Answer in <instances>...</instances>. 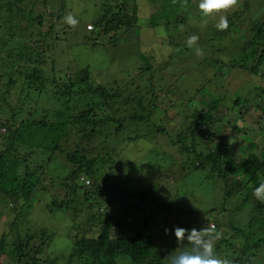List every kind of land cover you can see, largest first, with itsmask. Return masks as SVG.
Wrapping results in <instances>:
<instances>
[{
  "label": "rangeland",
  "instance_id": "rangeland-1",
  "mask_svg": "<svg viewBox=\"0 0 264 264\" xmlns=\"http://www.w3.org/2000/svg\"><path fill=\"white\" fill-rule=\"evenodd\" d=\"M67 1L65 8L63 0L23 1V6L27 7V11L32 7L34 8L33 17L37 18L40 14H44V24L40 25L38 19H35L36 21L33 24L30 22L32 25L31 31L35 30V38L43 39L38 48L43 41L47 44L54 38L53 35L46 36L51 25L58 24L62 26H59L61 28L58 29L60 39L53 40L54 49L47 51L46 48L36 64L40 66L41 73L46 78V91L40 94L35 90L37 88L35 85L30 86L23 81L24 78H21V80L16 79L17 83L12 86L11 93L8 94L10 96L8 101L11 106L18 107L22 104L21 99L26 98L28 93L30 95V100L24 106V110L19 112L21 115L17 123L20 124L21 120L32 117L30 112L35 114V110L50 109L54 117L57 114L56 111H64L67 104L72 105V108L80 106L81 108L85 107V109L94 106L88 94H75L71 98L67 96L69 100L71 99L69 102L64 95L57 93L59 89L56 86L58 81L66 83L70 78L84 70L85 67H89L91 83L94 87L104 85L112 93L114 91L121 93L119 100L114 101L113 104L110 102L111 105L104 104L90 116L103 122V124L99 123L103 128L102 135H104L103 139L106 140V144L111 141L109 138L106 139L109 132L114 131L118 126L109 122L107 116L117 119L130 117L133 113H143L145 116H149L141 122H134L127 118L123 133L115 136L120 141L117 148L120 154H114L115 164L113 166L109 164L103 166L101 160L98 163L99 165L97 164L98 169L101 170L99 182L103 185L121 186L120 188L114 186L115 189L109 192V197L111 195L112 198H115L113 203H108L107 195L101 199V206L105 209L104 212L102 211L103 217H108L111 213L121 214L122 219L126 223L129 222L131 217L126 216L127 205L121 203L123 200H127L123 188L133 190L135 186L137 189L142 190L145 186L143 180L140 183L135 180L141 177V179H147L149 186L160 183V193L158 194H160L161 199H169L168 196H170V200L175 202V206L181 203L184 207L188 209L195 208L198 212L216 207L217 212L208 214V219L210 218L212 221L211 227H213L212 223H215L217 216L220 221L222 220L220 229H218V226L212 228L214 229L212 235H215L217 231L222 234L219 240L213 241L214 246L223 239H231L235 236L241 237L242 234L227 225V214L221 211L220 205L224 195L223 185L220 182L215 183L216 188L213 192L211 186L213 178L209 170L194 167L195 164L200 162L210 164L211 160L207 159L205 161L196 154L187 152L185 147L194 144L191 128L196 120V115L201 110L208 111V104L212 99L218 98L220 104L216 110H213L214 118L211 122L216 143L229 144L232 148L231 159L239 163H242L246 155L252 151H256L264 158V115L254 100L258 96V91H254V89L261 87L264 90V77L239 69L233 71V75L231 73L230 77L228 76L223 86L215 85L216 73L222 65L221 61L226 63L240 61L241 51L244 48L243 44L250 37L246 29H249L251 19H256L252 16V13L256 10L262 13L264 0H237L235 7L225 13L229 18L234 15L236 19L244 20L242 29L239 31L240 36L245 37L244 39L236 34L232 35L234 31L229 27L224 31L217 30L215 25L218 22L219 15L202 17L198 8L200 0H192L185 10V14L179 12L182 17L179 13L170 15L168 18L163 17L158 27H151L149 22L153 14L161 11V6L165 0L130 1L125 5L123 13L132 15L136 6L139 25L135 28L124 27L118 33L112 35L97 32L94 22L101 16L107 5L113 6L112 10L117 11L119 9L118 4H120L118 1ZM167 1L170 4L172 3V0ZM245 2L251 5V10L245 9ZM62 10L63 15L60 14ZM68 14L74 15L79 20L76 26L73 27L63 22V17ZM239 14H242L241 18H238ZM3 15L4 12H1L0 79L2 86L9 81L7 72L13 70V58H10V49L19 40L17 37L14 42L12 39L4 45L3 40L7 38L8 29L2 19ZM25 22L27 23V21ZM89 25L94 26V29L88 28ZM40 31H42L41 35ZM192 35L199 37L197 44L203 50L202 55H196L195 45L192 48L187 46L186 41ZM251 50L249 48L248 51ZM149 65H151L150 69H148ZM53 67L56 68L55 73H53ZM221 72H224V69H221ZM55 79L57 81L54 82ZM2 86L1 93L6 90V86ZM204 87L207 88L205 93L202 92ZM92 98H94V101L96 100L95 102H103V98H100L99 95L94 96L93 94ZM246 98L251 99V102L236 103L238 99ZM129 99L134 100L128 103ZM136 99L142 100V107L137 104ZM141 109H143V112ZM7 110L9 109L6 108L2 112L4 121H7L13 114L7 112ZM80 113L81 110L72 112L75 115ZM39 116H42V114L36 115V117ZM82 124L70 127L72 137H69V143L66 145L64 142L63 146L65 145V148H68L69 151L84 150L85 157L96 159V152L85 150L92 148L93 144L90 139L88 141L86 131L90 132L93 126ZM162 128L165 131H162ZM4 131L6 129H2V132ZM135 137H138V140H135ZM181 139H186L187 144L185 147L179 142ZM4 142L5 139L0 143V150L4 147ZM197 143V150L204 151L205 154L213 145L204 141ZM32 151L36 152L34 149ZM23 153L27 154L29 150L23 148ZM43 154L40 156L41 158H37L36 153L34 161H37V164H43L41 168H46L49 157ZM55 158L56 161L50 163V166L56 165L61 168L62 165H65L69 169L72 167L67 162L65 155L57 153ZM132 162L139 166L138 172L129 171L132 169L130 167ZM50 166L43 173L44 178L38 184L31 203L20 197H3L1 199L0 240L5 238L6 245L4 250H1L0 264H20L18 254L15 251L20 233L22 238L31 234L38 235L32 241L33 245L30 251L32 257L36 256L38 259H42L41 264H67L68 259L66 257L71 254L70 247L76 236H90L93 234V231L88 228L90 225L87 220L90 219L96 209L90 210L91 206L88 208L90 203L83 196L73 203L71 212L67 213V217L64 219V212H59L52 217L45 209V206L51 203L54 198L63 200L69 198L71 193L70 189L64 186V180L55 179L50 174ZM157 169L160 173H157ZM58 174L57 171L54 174L55 177L59 176ZM165 176H168V178H165ZM164 186L167 187L166 190ZM25 202L27 206L32 205L31 215L26 212L27 219L33 217L30 220L31 222L25 221L26 219L22 220L23 217L18 216L20 212L24 211L22 204ZM232 204L235 203L231 202L229 205ZM143 217L139 218L142 221L141 223H143ZM198 218L196 214L189 218L183 216L178 219V222L172 224V219H175L174 215L163 212L159 214L156 220L158 229L153 232L157 237L158 234L164 236L165 228L182 227V224L187 225V229H198L200 227L196 223ZM232 218L236 226H240L246 231L251 229L255 238L261 235H258L262 233L261 226L248 228L250 210L234 214ZM17 225H19L20 233L16 230ZM48 229H50L51 234L56 230L59 242L45 237L47 232L44 231H48ZM146 231L149 232L150 229L146 228ZM121 233L125 232L121 231ZM67 243L70 246L69 249H65L68 246ZM166 243L160 241L158 245L167 248L164 246ZM40 247L43 249L42 252L37 250ZM22 261V264H27L26 259ZM32 262V260H29V264H33ZM119 262L120 264H132L129 259L125 258H120ZM255 264H264V245L257 251Z\"/></svg>",
  "mask_w": 264,
  "mask_h": 264
},
{
  "label": "trees",
  "instance_id": "trees-1",
  "mask_svg": "<svg viewBox=\"0 0 264 264\" xmlns=\"http://www.w3.org/2000/svg\"><path fill=\"white\" fill-rule=\"evenodd\" d=\"M23 1L24 0H0V13L4 12L2 19L8 29L7 38L3 40L4 45L12 39L14 42L17 37L19 38V40L13 44V48L10 49V58H13V70L7 72L9 81L3 84V86H6V90L2 93L0 92V143L5 139L4 147L0 150V201L3 197H20L26 202L31 203L37 191L38 184L44 178L43 173L47 170V167L50 166V163L56 161L57 157L55 158V155L59 153L66 156L67 162H69L72 167L69 169L65 165H62L61 168L56 165L50 166V174L53 175L55 179L65 181L64 186L70 189L71 198L69 197L63 200L54 198L51 203L45 206V209L52 217L59 212H64V219L67 217L66 214L71 212L73 203L82 196L90 203L88 206V208L91 206V208H89L90 210L93 211V208L96 209L90 219L87 220V223L90 225L88 228L93 231V234L90 236L77 235L71 247L67 243L68 246H66L65 249H69L70 247L72 250L70 256L66 257L68 259L67 264H120V258L129 259L132 264H168L166 257L177 247L176 238L173 235H167L165 237V235L160 236L159 234L157 237L153 232L158 229V222L156 220L159 214L163 212L174 215L175 219H172V222L170 221L172 224L178 222V219L183 216L189 218L196 214L199 217L198 221H196V223L200 225L198 230L202 228L212 230V228H216V226L220 229L222 220L220 221L218 216L215 218L216 224L214 222L212 223L213 227L210 226L212 222L211 219H208V214L217 212L218 209L216 207H212L207 211L198 212L195 208L188 209L181 203L175 206V202L170 200V196L167 195L169 199H161L160 194H158L160 193V183H158V185L152 184L149 186L147 179H141V177L135 180L139 183L143 180L145 186L142 190L137 189L135 186L133 190L123 188L127 200H123L121 203L127 205L126 216L131 217L129 222L126 223L122 219L121 214L115 215L111 213L108 217H103L102 211L104 212L105 209L101 206V199L107 195L108 203H113L115 198H112L111 195L109 197V192L115 189L114 186L116 188H120L121 186L103 185L99 182L101 170L97 167L99 165L98 163L102 161L103 166L105 164L113 166L115 164L114 154H120L117 151L120 141H118L115 136H119L123 133L125 122L128 119L134 122H141L145 121L149 116H145L143 113H133V115L127 117L128 119H117L112 116H107L109 122L115 123L118 126L114 131L109 132L106 139L109 138L111 141L106 144V140L103 139L104 135H102L103 128L101 124H103V122L97 121L90 116L94 114L97 108L102 107L104 104L108 103L111 105L110 102L113 104L114 101L119 100L121 93L118 91L112 93L104 85L94 87L91 83V71L89 67H85L84 70L70 78L66 83L58 81L59 83L57 82L56 86L59 89L57 93L64 95L65 98H67V96L71 98V96L75 94L90 95V100L93 101L92 104L94 106L85 109V107L81 108L80 106H74L72 108V105L70 106L67 104L64 111H56L57 114L54 116L55 118L52 116L50 109L35 110V114L30 112L32 117L30 116L27 119L21 120L20 124L17 123L21 115L19 112L24 110V106H26L30 100V95L28 93L26 98H22V104L18 107L11 106L8 101L10 98L8 94L11 93L12 86H15L17 83L16 79L21 80V78H24L23 81H25L26 84L30 86L35 85V87H37L35 90L40 94L46 91V78L42 75L40 66L36 64L40 59L41 53L45 52L46 48L47 51H52L54 49L53 40L60 39L58 29L61 28L59 26H62L58 24L51 25L46 36L53 35L54 38L47 44L43 41L42 45L38 48L39 43L43 39L35 38V30L31 31L32 25L30 22L33 24L36 21L35 19H38L40 25L44 24V14H40L37 18L33 17L35 13L34 8L32 7L27 11V7L23 6ZM116 1L120 3L118 4L119 9L117 11L112 10L113 6L107 5L104 12L101 13V16L94 22L97 32L105 35H112L118 33L124 27L135 28L139 25L138 9L136 6L134 7L132 15L123 13L125 5L133 0ZM191 1L192 0H172L170 4L165 0L164 4L161 6V11L151 16L149 25L151 27H158L163 17L168 18L170 15L172 16L179 12L185 14V10ZM67 2V0H63L64 8L67 6ZM244 5L246 10H251V5H249L248 2H245ZM60 14L63 15V10ZM259 14H261L260 17ZM241 16L242 14H239L238 18H241ZM252 16L256 19H251L249 29H246L250 37L247 39V42L243 44L244 48L241 51L240 61L233 63L221 61L222 65L216 73L217 79L215 85L223 86L228 76L230 77L233 71L239 69L264 77V9L262 13L256 10L252 13ZM180 17L182 16L180 15ZM237 20L238 19H236L234 15H231L229 18V28L234 31L232 35L236 34L241 39H244L245 37L240 36L239 33L242 29V22L244 20H238L240 22L239 25ZM25 21H27V23ZM39 33L41 35L42 31ZM114 37L116 38V36ZM232 37L234 38L235 35ZM249 48L252 50L248 51ZM150 68L151 65L148 66V69ZM221 69H224V72H221ZM52 70L53 73H55L56 68L53 67ZM220 73H222V75H220ZM53 81L55 82L57 79ZM1 86L2 82L0 79V91ZM206 89L207 88L204 87L202 92L205 93ZM254 91H258V96L254 98V100L257 102L258 108L264 115V90H262L261 87H257ZM93 94L94 96L99 95L100 98L102 97L103 102H95L96 100L94 101V98H92ZM133 100L134 99H129L128 103ZM70 101L71 99L69 102ZM136 101L139 106H143L141 99H136ZM242 102H251V99H238L236 101L237 104ZM219 104L220 99H212L208 104L209 110H201L199 114L196 115V120L191 128V136L194 141L192 146L185 147L187 144L186 139H181L179 142L184 145L187 152L196 154L205 161H207V159L211 160L210 164L200 162L195 164L194 167L196 169L209 170L213 178V183L211 185L213 187V192L216 188L215 183L220 182L223 185L224 195L220 205L221 211L227 214V225H230L233 230L242 234L241 237L235 236L231 239L218 241L217 245L214 246L215 251L220 258L227 259L230 264H255L257 251L264 245V202L257 200L252 195V191L259 183L258 176L264 177V158L256 151H252L246 155L242 163H239L231 159L232 148L229 144L216 143L211 122L214 118L212 112L218 108ZM6 108L9 109L7 112L13 114L7 121H4L2 112ZM78 110H81L80 114H72V112ZM141 111L143 112V109H141ZM41 114L42 116L36 117V115ZM81 124L89 125L90 127L93 126L90 132L86 131L88 141L90 139L93 145L91 149L85 150L87 152H96L97 160L95 158L88 159L85 157L83 154L84 150L69 151L68 148H65V145L63 146V143L65 142L67 145L69 143L68 138L72 137L70 127L72 125L78 126ZM2 129H6V131L2 132ZM161 130L165 131L164 128ZM137 138L138 137H135V140H138ZM199 141L210 143V145L213 144L211 146L212 148L206 151L207 154H205L204 151L197 150V142ZM23 148L28 149L29 153H23V155ZM99 148L101 150H98ZM33 149L36 152L32 151ZM42 154H46L49 157V163L46 168H41L43 164H37V161H34L35 155L37 158H41L40 156ZM130 167H132V169L129 171L138 172L139 170V166L135 164V162H132ZM57 171L59 172V176L55 177L54 174ZM157 173H160L159 170ZM82 177L90 181V183L86 184L85 180H82ZM165 178H168V176H165ZM165 188L167 189L166 186H164V189ZM81 193H83V195H81ZM26 202L22 204L24 211L20 212L18 216L23 217L22 220L26 219L25 221H30L33 217L31 216L27 219V214L31 215L32 205L29 204L27 206ZM231 202L235 204L229 205ZM245 210H250L248 228H253L257 225L261 226L262 233H259L258 235H261L257 238L253 236V231L251 229L246 231V229L244 230L242 227L236 226L235 221H233L232 215L238 214L239 212L241 213ZM148 212H150V214H148ZM141 216H144L143 223L139 220ZM63 221L66 224L65 220ZM139 221L140 224L138 223ZM183 226L187 228V225L182 224V227ZM16 228L20 233L19 225H17ZM146 228H149L150 231H146ZM49 230L50 229L44 231L45 233L47 232L45 237L52 241H58V233H56V230L54 229L55 232H52V234ZM95 231H97V233H95ZM121 231L125 233H121ZM212 233L213 231L211 234ZM20 234L17 238L15 247V251L19 257V263L22 264V260L26 259L27 264H29V260H32L33 264H41L42 259H38L36 256L32 257L30 251L33 245L32 241L36 239L38 235L31 234L22 238V234ZM160 241L167 242L164 244L167 248L159 247L158 243ZM5 245L6 240L2 238L0 240V254L2 253L1 250H4ZM186 246H189L187 241H185V243L182 242L180 247L183 248ZM33 250H35V248H33ZM37 250L38 252H42L41 250L43 249L40 247Z\"/></svg>",
  "mask_w": 264,
  "mask_h": 264
},
{
  "label": "clouds",
  "instance_id": "clouds-1",
  "mask_svg": "<svg viewBox=\"0 0 264 264\" xmlns=\"http://www.w3.org/2000/svg\"><path fill=\"white\" fill-rule=\"evenodd\" d=\"M236 4L237 0H200L198 8L202 17L219 15L215 27L219 31H224L229 27V17L225 13L233 9ZM63 22L74 27L79 23V20L74 15L68 14L63 17ZM198 40V36L192 35L188 37L186 43L189 48L195 45V53L199 56L203 54V50L197 44ZM82 180L85 178L82 177ZM258 180L259 183L253 188L252 195L257 200L264 202V177L258 176ZM85 183L89 184L90 181L86 179ZM212 231L214 229L202 228L198 230L180 226H173L171 229L165 228V235H173L177 242V247L166 257L168 264H230L227 259L220 258L214 249L213 241L219 240L222 234L217 231L215 235H212ZM185 241L189 246L181 248V243Z\"/></svg>",
  "mask_w": 264,
  "mask_h": 264
},
{
  "label": "built area",
  "instance_id": "built-area-1",
  "mask_svg": "<svg viewBox=\"0 0 264 264\" xmlns=\"http://www.w3.org/2000/svg\"><path fill=\"white\" fill-rule=\"evenodd\" d=\"M88 28H90V29H93V26L92 25H89V27Z\"/></svg>",
  "mask_w": 264,
  "mask_h": 264
}]
</instances>
